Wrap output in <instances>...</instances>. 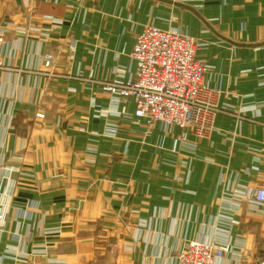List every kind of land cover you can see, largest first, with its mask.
Instances as JSON below:
<instances>
[{
    "label": "crops",
    "instance_id": "1",
    "mask_svg": "<svg viewBox=\"0 0 264 264\" xmlns=\"http://www.w3.org/2000/svg\"><path fill=\"white\" fill-rule=\"evenodd\" d=\"M148 26L201 44L204 136L100 89L134 78ZM0 33V264H176L191 241L257 264L264 0H0Z\"/></svg>",
    "mask_w": 264,
    "mask_h": 264
},
{
    "label": "built area",
    "instance_id": "2",
    "mask_svg": "<svg viewBox=\"0 0 264 264\" xmlns=\"http://www.w3.org/2000/svg\"><path fill=\"white\" fill-rule=\"evenodd\" d=\"M4 36L0 33V68ZM200 43L174 31L145 27L137 35L130 54L135 63L133 79L102 83L100 89L112 101L133 100V117L146 125L191 128L196 136H204L211 128L215 115V95L204 85L206 65L197 58ZM52 57L46 59L49 66ZM37 119L44 115L36 114ZM185 132L181 139L185 140ZM252 203L264 218V183L251 193ZM2 215L0 211V227ZM224 250L212 244L191 241L177 254L176 264H213ZM257 264H264V255Z\"/></svg>",
    "mask_w": 264,
    "mask_h": 264
}]
</instances>
